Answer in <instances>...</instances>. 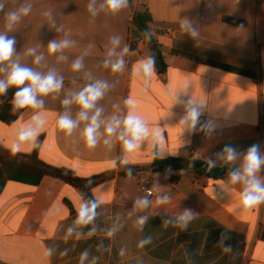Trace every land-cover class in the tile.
<instances>
[{
	"label": "crops",
	"instance_id": "1",
	"mask_svg": "<svg viewBox=\"0 0 264 264\" xmlns=\"http://www.w3.org/2000/svg\"><path fill=\"white\" fill-rule=\"evenodd\" d=\"M102 4L103 0H7L0 12V32L16 40L12 60L0 65V79H6L11 63H19L42 75L54 71L64 82L60 92L38 96L44 101L42 108H24L11 124L0 121L1 145L13 153L20 131L39 114L46 118L39 146L24 144L15 154L37 151L45 164L73 171L79 178H105L89 192L98 207L88 225L75 223L79 204L89 201L87 192L53 177L37 186L7 182L0 193V264H264V204L234 212L242 185L229 184V172L213 181L175 171L171 175L179 179L173 182L171 175L165 179L166 170H152L161 151L174 155L160 160L195 156L229 170L240 161L219 157L226 144L245 152L258 143L264 152V0H131L115 15L101 9ZM21 5H31L30 13L6 29V13ZM145 8L167 66L163 74L155 69L146 84L138 68L152 53L133 23V16ZM185 19L197 36L181 27ZM113 36L120 44L108 57ZM63 39L74 43L49 54V42ZM29 48L35 49L32 55L27 54ZM124 48L128 52L121 72L103 66L105 59L115 62ZM37 55L43 57L39 64L34 63ZM78 57H83L84 67L74 72L71 65ZM97 80L106 81L109 88L97 103L103 109L101 126L98 145L90 150L81 136L86 121L66 136L57 119L64 113L76 119L79 105L65 107L63 99ZM130 97L134 114L146 121L149 132L160 129V146L149 135L139 148L126 152L120 139L122 123L111 136L106 133L113 117L122 122L128 115L131 109L125 100ZM189 100L203 102L200 120L215 122L212 138L182 129L180 119L187 114ZM258 175L264 177V169ZM146 181L153 196L140 188ZM162 196L169 202L158 204ZM141 199L149 201L148 207H137ZM186 209L196 218L182 230L175 220ZM141 216L148 217L142 229L137 227ZM165 220L172 223L166 227ZM224 236L228 238L220 244ZM148 237L151 243L138 247ZM228 246L231 251L225 252ZM48 249L51 255L46 257Z\"/></svg>",
	"mask_w": 264,
	"mask_h": 264
},
{
	"label": "clouds",
	"instance_id": "2",
	"mask_svg": "<svg viewBox=\"0 0 264 264\" xmlns=\"http://www.w3.org/2000/svg\"><path fill=\"white\" fill-rule=\"evenodd\" d=\"M7 0H0V12L4 11V6ZM129 5V0H103L101 9H106L111 14L115 15L121 10L125 9ZM89 11L95 16L97 13L94 10L93 3L88 5ZM31 11V5H21L15 10L8 11L5 15V27L11 30L15 24H17L23 17L28 16ZM45 15H50L46 12ZM181 27L184 30H190L192 36H197V32L191 29V21L185 19L181 22ZM150 38V37H149ZM74 41L63 39L60 41L52 40L48 44L49 54H55L62 52L64 49L71 47ZM113 47L109 49L107 55L111 57L115 54V48L120 44V38L113 36L111 39ZM15 37H9L7 32H0V65L12 60L15 53ZM35 52L34 48L27 50L28 55H32ZM128 52V48H124L118 59L113 62L111 59H105L103 66L111 69L113 73H119L124 68L123 54ZM43 59L42 56L37 55L34 63L39 64ZM59 59H65V57H59ZM155 57L150 56L146 60L141 61L138 73H142L145 77V84L147 78L153 75L155 70ZM84 67L83 57H78L73 61L71 68L74 72H79ZM0 71H4L0 68ZM63 77L57 78L54 71H49L46 75H42L37 71H33L31 68L22 67L19 63H11L10 70L7 72L6 79H0V96L7 93L9 87H16L18 90L14 94L12 101V110L17 111L23 108L39 109L43 107L44 101L38 99V96H47L50 93H58L63 88ZM109 85L106 81L97 80L94 83H88L78 92L72 94L70 97H65L62 104L67 107L72 104L79 105L80 111L77 114V118L73 119L68 113L60 115L57 119V127L66 136H71L74 130L82 121H86L87 124L81 132L83 142L88 149H95L98 145V130L101 126V114L103 109L97 107V103L103 99ZM190 107L187 110V114L180 119V125L182 129H186L189 133L201 131L204 132L207 138H212L216 131L215 122L212 119L206 120L201 123L200 117L203 114V102L198 100H189ZM125 104L130 107L128 115L121 122L120 119L113 117V121L108 123L105 131L111 136L116 132L117 128L123 124V131L120 133V139L124 142V150L126 152H133L140 147L141 142L149 135L152 136L154 145H161L162 135L159 128H155L149 132L147 123L140 116L134 114L135 102L130 97L125 100ZM94 110V111H93ZM91 113V115H89ZM46 123V118L42 115H35L33 117V123L29 124L25 129L20 131L17 140L13 142L11 151L15 154L22 151V145L29 144L30 147L36 148L39 146L38 137L41 134V129ZM199 125V128L197 127ZM107 144L108 141L105 140ZM167 154L174 155L169 152H158L156 155L160 159H164ZM222 160L227 162L240 161L238 167L233 168L229 172L228 183L235 185H242V191L240 192V201L236 208V211H247L255 206L264 204V177H260L258 174L264 169V152H261L260 145L258 143L252 144L245 152H240L238 149L231 145L226 144L222 151L218 154ZM127 163V161H122ZM208 166L214 167L215 161H207ZM172 174V170L169 168L165 172V179ZM128 175H131V169L128 170ZM168 196H162L158 199V204H165L169 202ZM138 208L148 207L149 201L147 199H141L137 202ZM98 207V201L91 200L81 202L77 209V218L75 223L78 225L90 224L96 216V208ZM196 218L190 209H186L175 220V224L180 229H186L188 225ZM148 217L141 216L137 220V227L142 229L146 223ZM172 223V221L165 220V226ZM73 230L70 228L69 233ZM224 236L220 241L223 244V240L227 239ZM151 243V237L143 239L139 242L138 247L143 248L146 244ZM225 252L231 251V247H224ZM44 255L50 256L51 249L45 251ZM87 257V253H83L81 260Z\"/></svg>",
	"mask_w": 264,
	"mask_h": 264
},
{
	"label": "trees",
	"instance_id": "3",
	"mask_svg": "<svg viewBox=\"0 0 264 264\" xmlns=\"http://www.w3.org/2000/svg\"><path fill=\"white\" fill-rule=\"evenodd\" d=\"M129 4H131V0H129ZM151 22V15L146 8L133 16V23L137 32L146 40L152 56L155 57V69L159 74H163L166 72L167 66L164 62L161 47L151 33ZM227 70L243 75H249L231 68H227ZM17 90L16 87H11L7 90L5 95L0 96V121L3 123L11 124L15 122L24 110V108L17 111L12 110V101ZM169 168L172 170V173L175 171H183L186 173L191 172L213 181L221 180L228 172H230L226 167L214 166L210 168L207 161L195 156H189L186 159L171 158L167 160L156 158L152 166V170L155 173ZM45 177H53L62 180L88 194L92 188L105 180L104 177H93L90 179L79 178L73 171L59 169L45 164L38 158L37 151L32 154H14L6 151L0 143V193L9 181L37 186ZM178 179L179 176L171 175V180L173 182H176ZM91 200L93 199L89 194V201Z\"/></svg>",
	"mask_w": 264,
	"mask_h": 264
},
{
	"label": "built area",
	"instance_id": "4",
	"mask_svg": "<svg viewBox=\"0 0 264 264\" xmlns=\"http://www.w3.org/2000/svg\"><path fill=\"white\" fill-rule=\"evenodd\" d=\"M141 190L146 193L148 196H153V191L150 188V183L148 181L140 185Z\"/></svg>",
	"mask_w": 264,
	"mask_h": 264
}]
</instances>
